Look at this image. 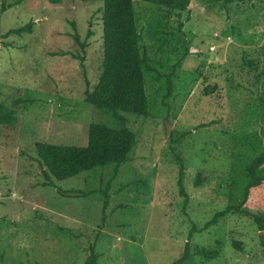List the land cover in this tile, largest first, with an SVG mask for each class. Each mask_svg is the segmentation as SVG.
Instances as JSON below:
<instances>
[{
    "label": "rangeland",
    "instance_id": "1",
    "mask_svg": "<svg viewBox=\"0 0 264 264\" xmlns=\"http://www.w3.org/2000/svg\"><path fill=\"white\" fill-rule=\"evenodd\" d=\"M2 2L0 104L16 118L0 126V264H82L93 241L96 264H168L192 225L241 202L245 165L264 154V0H191L171 16L133 1L141 44L160 72L177 58L183 21L189 54L172 94L165 105L162 80L146 74L155 105L148 115L124 114L135 133L128 159L52 177L53 185L43 184L34 143L84 145L90 123H112L82 101L98 79L102 3ZM29 21L30 32H8ZM165 31L174 38L157 48L152 35ZM173 149L184 165L185 205ZM257 173L264 176V164ZM242 207L264 215V182ZM181 264H264V230L247 213H228L192 233Z\"/></svg>",
    "mask_w": 264,
    "mask_h": 264
},
{
    "label": "trees",
    "instance_id": "2",
    "mask_svg": "<svg viewBox=\"0 0 264 264\" xmlns=\"http://www.w3.org/2000/svg\"><path fill=\"white\" fill-rule=\"evenodd\" d=\"M58 3L60 0H49ZM93 1V0H84ZM102 25V59L99 67L97 82L91 89H84L83 102L95 107L112 118V123L99 120L89 124L87 140L84 145L56 144L36 141L35 160L41 168L44 185H53L52 177L58 180L66 179L95 167L108 164L118 165L128 159L135 143V133L128 127V120L124 114L148 115L155 105L154 92L150 93L146 87V74L156 80H162V99L167 105V99L173 91V79L176 68L184 57L189 54L187 42L182 30L183 21L176 19L177 29L180 31L181 47H174L177 58L171 63L168 70L160 72L154 66L153 60L141 44L142 35L137 28V18L133 1L135 0H100ZM153 4L164 11L167 16L179 15L187 10L191 0H138ZM250 0H223L224 3L239 6ZM261 1V0H259ZM5 4L0 5V12ZM32 21L11 28L9 33L20 34L30 32ZM5 36L0 31V42ZM174 36L168 32L152 35L153 44L157 48L167 43ZM75 41L83 46L78 36L74 34ZM16 118V110L0 104V126L12 123ZM177 168L178 192L186 203L187 194L183 185L184 165L179 154L173 149ZM264 164V154L254 156L245 165L249 181L244 187L243 198L239 204L227 205L224 209L215 212L202 227L192 225L184 242L181 255L168 264H181L190 255V237L193 232L207 228L228 213H247L250 215L257 229L264 230V215L248 213L242 207L246 201L249 189L264 182V176L257 173ZM59 192L61 190L57 188ZM106 206V200L103 207ZM95 241L87 247L86 257L82 264H96Z\"/></svg>",
    "mask_w": 264,
    "mask_h": 264
}]
</instances>
